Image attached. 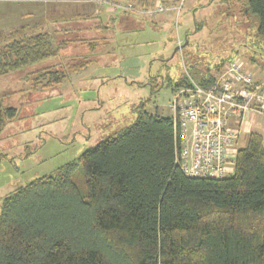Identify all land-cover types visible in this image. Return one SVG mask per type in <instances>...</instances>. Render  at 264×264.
<instances>
[{
	"label": "trees",
	"instance_id": "16d2710c",
	"mask_svg": "<svg viewBox=\"0 0 264 264\" xmlns=\"http://www.w3.org/2000/svg\"><path fill=\"white\" fill-rule=\"evenodd\" d=\"M243 15L264 39V0H247ZM23 29L0 32V75L55 55L50 33ZM236 58L167 83L173 94L190 79L209 89ZM16 115L0 92V136ZM175 144L172 117L141 103L131 125L3 199L0 264H264L263 135L249 134L222 178L186 176Z\"/></svg>",
	"mask_w": 264,
	"mask_h": 264
},
{
	"label": "rangeland",
	"instance_id": "374dc122",
	"mask_svg": "<svg viewBox=\"0 0 264 264\" xmlns=\"http://www.w3.org/2000/svg\"><path fill=\"white\" fill-rule=\"evenodd\" d=\"M125 1L149 8L140 0ZM165 2L180 6L181 0ZM89 4L108 10L93 0H0V32L21 27L27 35L48 32L55 45L54 56L0 75L3 105L17 111L0 136V213L3 199L16 189L55 173L131 125L141 103L171 116L168 79L175 84L189 71L194 76L238 57L264 89V39L252 18L243 15L247 0H185L179 15L137 16L143 29L132 30L122 15L132 13L82 14L81 7ZM167 15V22L161 20ZM196 23L201 24L198 31ZM186 40L184 52L174 53ZM81 61L90 63L69 70ZM164 80L153 92L152 84ZM253 116V132L264 137V116ZM251 132L243 128L238 148Z\"/></svg>",
	"mask_w": 264,
	"mask_h": 264
},
{
	"label": "built area",
	"instance_id": "2783aa9c",
	"mask_svg": "<svg viewBox=\"0 0 264 264\" xmlns=\"http://www.w3.org/2000/svg\"><path fill=\"white\" fill-rule=\"evenodd\" d=\"M93 1L112 12L154 17L169 12L179 15L185 0L180 6L155 0L149 8L125 0ZM253 79L244 62L236 58L221 69L211 88L204 89L190 79V86L174 91L170 108L176 164L186 176L222 178L233 172L244 124L253 115L264 116V89Z\"/></svg>",
	"mask_w": 264,
	"mask_h": 264
},
{
	"label": "crops",
	"instance_id": "0c3cea01",
	"mask_svg": "<svg viewBox=\"0 0 264 264\" xmlns=\"http://www.w3.org/2000/svg\"><path fill=\"white\" fill-rule=\"evenodd\" d=\"M97 7V6H96ZM95 7V8H96ZM98 8V7H97ZM81 12H82V14H92V15H95V14H97V15H99L98 14V12L100 11L101 13V15L103 16L104 15V13L106 14V15H109L110 13L108 12V10H103V9H100L99 11H97L96 9H94L93 8V6H91L90 4L89 5H87V6H85V7H81ZM96 11H97V13H96ZM105 11H107V12H105ZM122 15H124V18L126 19L124 22L126 23V27L128 28L129 27V30L131 29H134L135 27H138V28H140V29H143V28H141L140 27V25L142 24V22L140 21V19L137 21L136 20V18L135 17H137L135 14H122ZM166 15V14H165ZM114 15L112 14V17H113ZM99 17H100V15H99ZM107 17V16H106ZM132 17H134V18H132ZM139 17V16H138ZM168 17H169V15H167V16H165V17H163V18H161V20H164V22H167L168 21ZM154 20V22H153V24H155V25H158L159 23H158V21H157V18H155V19H153ZM160 24H162V22H160ZM256 117V116H255ZM254 120H255V118H254V116L253 117H251L249 120H248V122L250 123V125L249 124H244V127L246 126V128H250V130H252V132H253V123H254ZM247 122V121H246ZM258 133H260V134H262L261 132H259V131H257ZM249 136V135H248ZM241 139V138H240ZM247 139H248V137H247ZM240 141V140H239ZM239 143V142H238Z\"/></svg>",
	"mask_w": 264,
	"mask_h": 264
},
{
	"label": "water",
	"instance_id": "95a60500",
	"mask_svg": "<svg viewBox=\"0 0 264 264\" xmlns=\"http://www.w3.org/2000/svg\"><path fill=\"white\" fill-rule=\"evenodd\" d=\"M188 43H189L188 40H186V42L182 46H177L175 48V52L174 53H176L177 51H179V49H183Z\"/></svg>",
	"mask_w": 264,
	"mask_h": 264
}]
</instances>
